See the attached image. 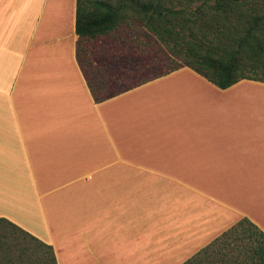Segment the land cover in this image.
Masks as SVG:
<instances>
[{
	"label": "crops",
	"instance_id": "0c3cea01",
	"mask_svg": "<svg viewBox=\"0 0 264 264\" xmlns=\"http://www.w3.org/2000/svg\"><path fill=\"white\" fill-rule=\"evenodd\" d=\"M74 10L0 0V219L56 264H182L242 218L264 234V84L180 67L94 102Z\"/></svg>",
	"mask_w": 264,
	"mask_h": 264
},
{
	"label": "trees",
	"instance_id": "16d2710c",
	"mask_svg": "<svg viewBox=\"0 0 264 264\" xmlns=\"http://www.w3.org/2000/svg\"><path fill=\"white\" fill-rule=\"evenodd\" d=\"M130 23H137L141 30L132 32ZM74 33L75 58L94 102L180 67L189 68L218 89L240 80L264 84V0H75ZM132 33L137 49L145 51L149 42L164 49L167 57L158 61L165 69L111 90L112 82L125 73L103 74L101 64L91 60L92 49L86 47L101 38L125 40L123 34ZM3 225L0 264H56L51 247L0 219ZM246 242L252 248L244 250ZM250 262L264 264V234L242 218L182 264Z\"/></svg>",
	"mask_w": 264,
	"mask_h": 264
},
{
	"label": "rangeland",
	"instance_id": "374dc122",
	"mask_svg": "<svg viewBox=\"0 0 264 264\" xmlns=\"http://www.w3.org/2000/svg\"><path fill=\"white\" fill-rule=\"evenodd\" d=\"M128 29H130L132 32H136L138 31V29L141 30V28L138 27L137 23L129 25ZM121 35L122 33L120 32V36ZM120 36L117 37L116 39L101 38L100 40H98V42L94 44L90 43L86 47L87 50L92 49L90 52L92 54L91 60L95 63L99 62L101 64L100 66L101 68L99 66L98 67L100 70L101 69L103 70V74L105 73L106 75L108 74L118 75L125 73L126 76L127 75L129 76L128 78L126 76L125 77L121 76L119 79L114 80L110 86L111 90H119L122 87L131 84L134 79L141 80L143 78H146L148 76L157 73L158 71L165 69V66L161 65L162 63L158 61V58L167 57L162 47H159V45L155 43L149 42L147 49L143 51L139 47L138 49L135 47V43L137 42V39L133 33L130 34V36L128 35L125 36L123 34L125 40H121ZM138 39H139L138 42H140L141 37ZM119 40L121 41V43ZM126 40L131 44H126L125 42ZM122 41H124L125 44H122ZM123 45H128V46L124 47ZM135 71L138 72L135 73ZM261 94L264 95V93ZM0 227L6 229L4 225ZM246 243H244L243 245L244 250L246 249L248 250L249 248H252L253 246L252 243L249 242ZM247 255H250L249 251ZM250 264H256V263L250 262Z\"/></svg>",
	"mask_w": 264,
	"mask_h": 264
}]
</instances>
